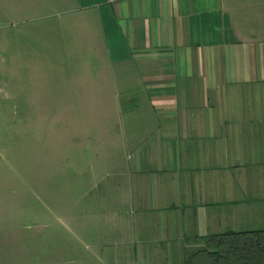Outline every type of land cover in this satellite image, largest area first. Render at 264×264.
<instances>
[{
    "label": "crops",
    "instance_id": "crops-1",
    "mask_svg": "<svg viewBox=\"0 0 264 264\" xmlns=\"http://www.w3.org/2000/svg\"><path fill=\"white\" fill-rule=\"evenodd\" d=\"M0 6L21 13L0 24L14 65L46 79L24 99L72 100L78 119L110 124L93 150L132 208L120 221L133 246L180 262L196 236L264 220V0ZM82 262L48 255L31 264Z\"/></svg>",
    "mask_w": 264,
    "mask_h": 264
},
{
    "label": "rangeland",
    "instance_id": "rangeland-1",
    "mask_svg": "<svg viewBox=\"0 0 264 264\" xmlns=\"http://www.w3.org/2000/svg\"><path fill=\"white\" fill-rule=\"evenodd\" d=\"M16 10L0 6V24L19 18ZM13 41H0V264H31L48 255L80 256V264H182L184 255L180 262L157 260L128 240L120 219L132 208L115 197L108 163L93 150L110 124L78 119L72 100L24 99L28 87L46 79L14 65V46L4 47ZM250 228H264V220L238 226ZM141 234L130 228L132 237Z\"/></svg>",
    "mask_w": 264,
    "mask_h": 264
},
{
    "label": "trees",
    "instance_id": "trees-1",
    "mask_svg": "<svg viewBox=\"0 0 264 264\" xmlns=\"http://www.w3.org/2000/svg\"><path fill=\"white\" fill-rule=\"evenodd\" d=\"M193 247L183 248L182 264H264V228L196 236Z\"/></svg>",
    "mask_w": 264,
    "mask_h": 264
}]
</instances>
